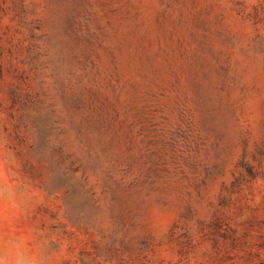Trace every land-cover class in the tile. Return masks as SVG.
Returning a JSON list of instances; mask_svg holds the SVG:
<instances>
[{"label": "rangeland", "instance_id": "rangeland-1", "mask_svg": "<svg viewBox=\"0 0 264 264\" xmlns=\"http://www.w3.org/2000/svg\"><path fill=\"white\" fill-rule=\"evenodd\" d=\"M0 264H264V0H0Z\"/></svg>", "mask_w": 264, "mask_h": 264}]
</instances>
